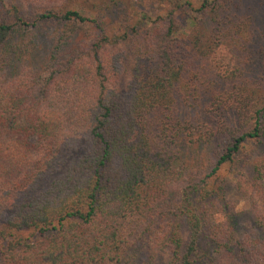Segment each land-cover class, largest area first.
Here are the masks:
<instances>
[{
	"label": "trees",
	"instance_id": "16d2710c",
	"mask_svg": "<svg viewBox=\"0 0 264 264\" xmlns=\"http://www.w3.org/2000/svg\"><path fill=\"white\" fill-rule=\"evenodd\" d=\"M70 2L0 0V264H264V0Z\"/></svg>",
	"mask_w": 264,
	"mask_h": 264
},
{
	"label": "rangeland",
	"instance_id": "374dc122",
	"mask_svg": "<svg viewBox=\"0 0 264 264\" xmlns=\"http://www.w3.org/2000/svg\"><path fill=\"white\" fill-rule=\"evenodd\" d=\"M6 3H12L16 2L19 4L25 11L33 12L34 10L46 6H62V5H70L72 0H4ZM85 1V0H84ZM154 7L152 6V11H154V14L156 15L157 12L153 10ZM245 12H250L255 16V27L256 31L259 35L264 36V13L260 6L255 2H249L245 5L244 8ZM10 80L13 79V76H10ZM253 146L250 149V153H252ZM254 156L263 157L264 156V143L261 146L260 149L258 147L253 151ZM228 173V198L226 200V203L229 205L228 210L235 211L237 214L240 215V221L242 224V230H240L242 240H245L248 242L246 244V250L257 252L264 251V240L261 243H253V239H258L260 236L257 234L255 229L253 228V222L255 219L254 212L252 209V205L250 206L249 200L247 201L246 197V191L244 188L238 189L237 185L240 180H243L244 182V173L241 175H236V173L227 171ZM261 238V237H260ZM152 244H150V252L149 254L145 255V258L148 259L146 263H148L155 255L156 248H151ZM238 250H241L240 248H237ZM165 260V256L162 252L159 253V259L158 264H162ZM227 259L223 257L222 261L226 262Z\"/></svg>",
	"mask_w": 264,
	"mask_h": 264
}]
</instances>
